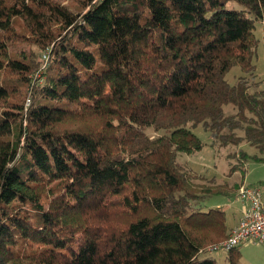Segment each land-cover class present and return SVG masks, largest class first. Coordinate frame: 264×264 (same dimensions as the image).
<instances>
[{"label":"trees","instance_id":"trees-1","mask_svg":"<svg viewBox=\"0 0 264 264\" xmlns=\"http://www.w3.org/2000/svg\"><path fill=\"white\" fill-rule=\"evenodd\" d=\"M263 21L264 0H0V264H217L234 228L200 202L242 187L177 157L199 125L264 154Z\"/></svg>","mask_w":264,"mask_h":264},{"label":"rangeland","instance_id":"rangeland-1","mask_svg":"<svg viewBox=\"0 0 264 264\" xmlns=\"http://www.w3.org/2000/svg\"><path fill=\"white\" fill-rule=\"evenodd\" d=\"M228 6H233V4H229ZM17 28L18 31H22V24L18 25ZM254 35L257 40L253 56L255 65L254 80L259 83L261 89H264V21L257 23ZM240 76H243V73L238 66H235L227 72L225 80L229 84H234ZM224 112L226 115H230L234 113V110L228 105L224 107ZM191 131L204 146L198 152L189 155L184 153L178 154L177 161L180 164L187 166L193 172L207 179H214L216 183L226 182L228 187L240 183L241 187H256L262 193L264 192V162H257L252 159L246 161L243 165L245 169L244 175L238 169L236 171L230 169L233 165L239 163V160L234 155L237 154L238 150H241L250 157L263 156L264 154L261 155L245 141H241L237 146H227L224 148L217 145L213 146L209 134L200 125L192 128ZM239 190L232 192L228 196L216 195L205 197L201 200L200 205L204 209L218 208L222 210L226 216V223L230 226L236 221L239 212L243 208V202L238 196ZM212 245L214 244L205 246L204 251L213 257L217 264H227L225 252H209ZM238 252L240 254L238 259L239 264H264V245L251 242L245 243L238 247Z\"/></svg>","mask_w":264,"mask_h":264},{"label":"built area","instance_id":"built-area-1","mask_svg":"<svg viewBox=\"0 0 264 264\" xmlns=\"http://www.w3.org/2000/svg\"><path fill=\"white\" fill-rule=\"evenodd\" d=\"M238 196L244 205L238 224L227 239L212 245L209 252L226 253L249 242L264 245V193L256 187L245 186L240 188Z\"/></svg>","mask_w":264,"mask_h":264},{"label":"crops","instance_id":"crops-1","mask_svg":"<svg viewBox=\"0 0 264 264\" xmlns=\"http://www.w3.org/2000/svg\"><path fill=\"white\" fill-rule=\"evenodd\" d=\"M263 193H264V192H263ZM243 207H244V205H243ZM242 211H243V208H242L241 211L239 212V215H238L236 221L233 222L230 226H228L230 229H233V228L236 227V225L238 224V221L240 220V218H241V216H242Z\"/></svg>","mask_w":264,"mask_h":264}]
</instances>
